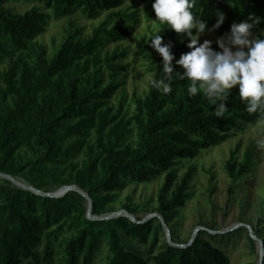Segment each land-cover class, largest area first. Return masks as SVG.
<instances>
[{
    "label": "trees",
    "instance_id": "16d2710c",
    "mask_svg": "<svg viewBox=\"0 0 264 264\" xmlns=\"http://www.w3.org/2000/svg\"><path fill=\"white\" fill-rule=\"evenodd\" d=\"M37 1L51 14L39 7L12 13L0 0V61L19 52L0 91V173L14 178L36 174L29 182L42 191V180L48 176L60 186L74 185L88 194L93 216L103 215L116 192L129 183H146L165 173L156 212L168 225L190 199L194 173L191 167L178 180L175 166L244 133L264 119V112L248 113L233 89L226 101L227 112L217 118L202 92L188 97L190 81L174 77L168 95L149 84L143 97L134 96L135 112L126 119L121 115L122 102L116 112L108 107L109 99L121 86L116 78L125 68L117 61L125 52L115 50L102 59L98 49L108 41L129 36L137 13L112 12L126 0ZM152 2L149 17L155 16ZM78 11L87 19L109 12L112 19L127 23L106 28L107 21L86 39L78 36L79 31L69 32L50 58L44 46L33 47L51 16L59 19ZM194 11L206 21L205 30L211 29L217 12L223 13L220 28L210 30L219 36L228 33L232 23L250 15L260 18L252 30L264 28V0H197ZM177 36L172 30L164 41L171 44L175 58L189 51L186 45L173 44ZM23 52L31 53L29 61ZM144 52L153 63L152 79L159 80L162 57L154 49ZM102 65L108 72L107 82ZM173 67L182 72L175 63ZM80 153L85 159L72 162ZM251 165L249 152L238 160L234 151L225 170L235 184L250 172ZM124 210L132 213L129 207ZM162 227L158 217L144 223L125 216L88 219L83 197L76 191L51 198L0 184V264H55L56 260L61 264H92L102 245L108 250L106 264H229L223 250L201 237L204 232L187 247L166 242L155 253ZM252 228L264 244V223ZM208 237L216 241L225 235Z\"/></svg>",
    "mask_w": 264,
    "mask_h": 264
},
{
    "label": "rangeland",
    "instance_id": "374dc122",
    "mask_svg": "<svg viewBox=\"0 0 264 264\" xmlns=\"http://www.w3.org/2000/svg\"><path fill=\"white\" fill-rule=\"evenodd\" d=\"M150 1L126 0L119 8L114 9L112 12H136L137 23L133 24L134 28L130 35L123 40L108 41L98 49L99 57L102 59L111 55L115 50L125 52V56L117 61L125 68L116 78V81L121 82V86L109 99L108 107L112 108V112H116L122 102L121 115L126 119L131 118L135 112L133 97H143L148 91L149 81L152 80L153 63L144 52L146 49H152L150 43H146L147 37L156 34L159 28L164 27L155 20V16L149 17ZM2 6L12 13L22 14L32 7H39L51 14L37 0H2ZM107 21L106 28L127 23L125 19H112L109 12H102L96 19H87L79 11L59 19L51 16L44 33L36 37L32 44L33 47L44 46L47 57L50 58L69 32L79 31L78 36L86 39ZM170 31L172 30L165 27L158 33L163 37V43L168 39ZM251 31L254 37L260 36L264 28ZM218 37L221 36L205 30L199 39L201 43L205 39L211 40L212 48L219 51L215 43ZM172 42L175 46H181L187 44V39L177 36ZM30 54L23 52L24 59L29 61ZM18 55L19 52H16L11 58H4L0 61V91L5 88L4 78L11 61ZM102 68L105 82H107L108 72L103 65ZM93 136L92 133L91 142H93ZM131 140H135L134 135L131 136ZM234 151L238 160H242L249 152L252 161L250 172L242 176L235 184L232 183L225 170V164ZM84 159V153H80L72 162L81 163ZM191 167L194 168L190 182L191 197L185 206L178 209L169 224L163 225L159 230L158 247L155 253L161 249L163 244L173 242V240L177 244H187L193 232L198 228L197 235L204 232L201 237L208 239L213 245L223 250L229 258V264H259L258 243L256 241L251 243L245 225L252 227L264 223V119L244 133L236 134L220 145L201 151L195 158L180 161L175 166L178 180ZM66 174L65 172L61 177L64 178ZM164 175L165 173L146 183H129L123 190L116 192L114 200L105 206L106 212L103 215L120 212L124 210V207L131 208V214L136 220L146 219L154 213L158 214L156 212L157 196ZM35 176L36 174L29 173L27 176L15 177V179L31 185L29 178ZM39 181L36 180V182ZM42 182L44 192H53L60 187L51 176L43 179ZM0 184L14 185L2 177H0ZM83 205L87 210L89 203L84 197ZM217 232L225 235L224 239L214 241L208 237V234ZM107 257V247L102 245L92 264H106ZM54 263L61 264L59 260Z\"/></svg>",
    "mask_w": 264,
    "mask_h": 264
},
{
    "label": "clouds",
    "instance_id": "9594fccd",
    "mask_svg": "<svg viewBox=\"0 0 264 264\" xmlns=\"http://www.w3.org/2000/svg\"><path fill=\"white\" fill-rule=\"evenodd\" d=\"M152 8L155 20L164 26L146 40L162 57L163 75L159 80L149 81L152 88L168 95L172 92L174 77L190 81L188 97L202 92L217 118L224 117L228 110L226 101L236 89L238 99L248 113L264 112V32L254 37L251 31L260 18L250 15L247 20L232 23L228 33L215 41L219 48L217 51L212 48L211 40L200 42L207 24L194 11L197 0H153ZM215 15L217 19L210 30L220 28L224 22L223 13ZM165 27L187 39L189 51L182 53L178 59L170 50L171 44L163 43V37L158 34ZM174 60L182 72L174 70Z\"/></svg>",
    "mask_w": 264,
    "mask_h": 264
},
{
    "label": "water",
    "instance_id": "95a60500",
    "mask_svg": "<svg viewBox=\"0 0 264 264\" xmlns=\"http://www.w3.org/2000/svg\"><path fill=\"white\" fill-rule=\"evenodd\" d=\"M0 177L12 182L18 188H21V189H24V190H28V191H30V192H32L34 194H37V195H40V196H44V197L60 198V197L64 196L68 191H76L88 201L89 206H88V208L86 210V217L88 219H91V220H109V219L117 218L119 216H125L132 222L144 223V222H146L147 220H149V219H151L153 217H158L161 220L162 224L165 225V223L162 220V217L160 215L156 214V213L150 215L148 218L143 219V220H136L133 217V215L128 213L126 210H121L120 212H114V213H111V214H108V215L93 216L91 214L92 202H91V199L89 198L88 194H86L85 192L79 190L74 185H62L57 190H55L53 192H44L42 190L36 189L32 185H27V184L21 183V182L17 181L14 177H12V176H10L8 174L0 173ZM245 226H246V228L248 230L250 238L258 243L259 264H263V256H264V244H263V241L254 234L253 228L250 225H245ZM197 231H198V228L193 232L191 240L185 245L177 244V243H174V242H171V241L169 243L172 246H175V247H180V248L187 247V246L191 245L192 242L194 241L195 237L197 236ZM217 233H221V232H217Z\"/></svg>",
    "mask_w": 264,
    "mask_h": 264
}]
</instances>
